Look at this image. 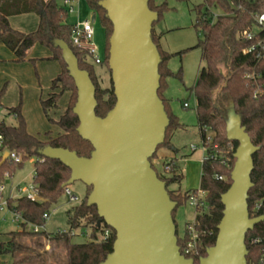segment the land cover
Here are the masks:
<instances>
[{"label": "trees", "instance_id": "trees-1", "mask_svg": "<svg viewBox=\"0 0 264 264\" xmlns=\"http://www.w3.org/2000/svg\"><path fill=\"white\" fill-rule=\"evenodd\" d=\"M85 1L105 31L106 48L101 66L109 70L112 23L107 18L106 11L99 5L103 0ZM177 1L187 2L189 0ZM238 4L239 0H203L201 5L193 8V12L196 14L194 28L202 35L196 48H200L202 51L204 66L201 68L191 92L196 98L198 128L205 151L199 190L206 193L205 201L208 207L204 213L196 209L194 228L200 236L197 247L198 254L189 256L195 264H199V260L206 257L207 250L216 243L218 225L224 211L221 197L232 185L231 173L236 162L234 154L238 143L229 141L226 134V118L231 104H234L235 111L240 116L242 125L246 128L252 143L259 148L253 157L254 170L251 178L254 187L249 192L248 205L251 218L264 216V73H262V66L257 64L252 55L243 54V49L249 46V42L240 37L244 30L252 27L251 13L256 10L261 11L262 8L246 4L241 10H238ZM149 8L159 15L158 22L153 25L152 39L161 56L159 66L161 80L158 95L163 101L170 120L165 143L158 148L151 160L152 167L155 169L153 160L157 159L158 152L161 149H172V138L175 132L184 129V125L173 114L171 105L164 95L168 88V78L174 76L182 81V71L180 70L177 75L173 74L169 68V62L173 57L181 55L183 52L179 54L165 52L160 44V36L155 31L156 25L163 20L164 14L171 10L168 2L165 1L157 5L155 0H149ZM33 13L40 17L39 27L35 32L25 34L10 26V17ZM67 21V10L58 6L56 0H0V41L14 53L15 62L26 61L30 51L38 44L50 49L53 53L51 60L58 62L62 68L61 75L52 85V90L60 89V93H52L47 100L42 101L45 114L48 116L50 110L57 108V104L65 92L71 93L68 108L60 120L55 122L49 119L51 124L56 125L62 131L57 137H51L50 133H47V140H42L31 135L27 130L25 119L21 115L20 107L8 110L10 114L17 115L16 126H8L0 120V135L4 137L7 150L23 157V162L16 165L8 160L2 162L3 157L0 156V186L4 183L7 174L12 177L17 169L22 168L25 161L36 158L33 184L38 190L40 199L32 202L22 197L11 198L7 201L9 209L16 211L22 218L19 222L21 231L10 233V240L7 243H0V256L11 254L14 264L28 262L58 264L48 262L45 256L35 248L22 244L20 239L26 236L32 240L46 237L60 242L65 251L63 264H101L113 252L116 239L115 232L111 228L106 225L98 227L100 218L97 208L87 205L88 196L92 191V188L88 187L86 197L81 204L68 212L70 227L68 233L59 232L52 236L46 232L29 230L44 226V216L49 215L51 206L56 204L64 194V189L71 176L69 168L60 161L44 158L40 151L50 146L76 152L79 157L83 158H89L93 152L90 142L83 140L77 132L79 121L73 113L77 102V89L62 59V51L54 46V41L62 40L67 43L78 59L79 68L89 73L96 89V115L98 117H106L115 107L117 101L112 80L111 88L104 89L95 71V65L88 61L86 52L73 46L72 26ZM255 73L262 75L256 79L248 77ZM2 95L3 91L0 93V98ZM223 160H227L225 165ZM165 167L169 168L168 175L159 176L158 174V176L166 183L171 200L177 203V208L173 212L175 221L178 207L188 202L191 195L196 194L199 190L184 193L180 188L172 190L173 185L181 184L183 176L179 173L177 159L165 162ZM216 176L223 177V180H217ZM175 224L177 227L176 221ZM83 226L89 227L91 230L90 241L76 244L73 242V231ZM105 230L110 231V236L103 240ZM177 237L178 245L183 252L184 245L190 238L189 231L186 230L185 236L180 238L177 227ZM253 240L257 242L253 243ZM34 242L36 246H41L39 241ZM246 246L249 252L248 264H264V221L248 232Z\"/></svg>", "mask_w": 264, "mask_h": 264}, {"label": "water", "instance_id": "water-1", "mask_svg": "<svg viewBox=\"0 0 264 264\" xmlns=\"http://www.w3.org/2000/svg\"><path fill=\"white\" fill-rule=\"evenodd\" d=\"M99 5L113 26L108 65L116 105L106 117L96 115V89L89 73L79 68L67 43L55 40L77 89L73 109L79 121L77 132L90 142L93 152L83 158L48 146L40 154L70 169L66 187L82 182L92 188L87 205L97 208L98 227L106 225L116 237L113 252L101 264H195L181 254L173 219L177 203L151 163L165 143L170 124L158 95L161 56L152 39L159 15L151 11L149 0H103ZM226 134L229 141L238 143L232 185L221 197L224 211L216 243L199 264H248L246 236L264 221V216L251 218L248 205L254 187L253 157L259 148L234 104L228 108ZM7 158L5 153L2 162Z\"/></svg>", "mask_w": 264, "mask_h": 264}, {"label": "rangeland", "instance_id": "rangeland-1", "mask_svg": "<svg viewBox=\"0 0 264 264\" xmlns=\"http://www.w3.org/2000/svg\"><path fill=\"white\" fill-rule=\"evenodd\" d=\"M80 19L78 13H68V24H75L78 20H85L91 16V11L85 0H81ZM58 6L64 7L63 0H56ZM170 11L164 14L163 20L155 27L158 31H163L162 47L169 54L181 55L173 57L169 62V68L175 75L182 71V81L177 77L167 79L168 88L164 93L166 100L171 105L172 112L179 118L181 122L186 124V130L181 133L179 141L180 157H179V173L184 176L182 183L178 186L182 192L195 191L200 189L202 160L205 157V151L198 128V119L196 114V98L191 90L194 87L201 68L204 66L202 61V51L196 48L199 40L202 39L197 30L194 28L196 14L193 12L195 6L201 5L203 0H189L187 2H178L177 0H167ZM77 5L76 3L74 4ZM219 12V11H217ZM94 28L97 31L96 44L99 47L100 55L104 58V50L106 48L105 36L99 19L95 21ZM29 57V56H28ZM24 62H14L17 65L33 62L29 58ZM95 71L99 77L101 86L104 89L111 88V74L109 70L101 65H95ZM33 78L36 80V72H33ZM2 90V89H1ZM0 90V91H1ZM71 97L70 92H65ZM64 93V94H65ZM20 94V93H18ZM184 103H188L190 107L184 108ZM7 107H0V120L8 126H16V118L9 113ZM32 108V107H31ZM49 123V122H48ZM33 134L38 135L37 131L30 128ZM46 133H42L43 138ZM196 146V150L192 151L191 146ZM165 152L168 149H161L158 152L157 159L153 160L154 167L159 176H167L165 171ZM36 158H31L24 162L22 168L17 169L12 177L5 176L4 189L0 196V204H4L8 199H19L25 195V190L29 188L35 176ZM72 196L77 200H71L70 197L63 194L56 204L52 205L49 211V218L45 220L43 227L39 228L40 232H46L49 235L57 233H68L70 227L68 225V212L81 204L86 197L87 187L82 182H75L70 186ZM15 206V203H13ZM196 217V208L190 201L178 207L175 213V221L178 227V235L180 238L185 236L186 228L193 225ZM21 223L14 221V214L8 206H4V211H0V243H7L12 232L21 231ZM34 228H30L32 231ZM91 230L89 227H81L73 231V242L83 244L90 241ZM39 241L41 246H36L34 241ZM24 245L35 248L43 254L48 262L63 264L65 262V251L62 244L51 238H35L32 240L26 236L20 239ZM0 264H14V258L11 254L0 256ZM25 264H39L38 262H28Z\"/></svg>", "mask_w": 264, "mask_h": 264}, {"label": "crops", "instance_id": "crops-1", "mask_svg": "<svg viewBox=\"0 0 264 264\" xmlns=\"http://www.w3.org/2000/svg\"><path fill=\"white\" fill-rule=\"evenodd\" d=\"M165 1L167 0H155L157 5H160ZM76 4L77 5H75V10H76L75 12H77L78 15H80L82 1L77 0ZM80 17L81 15L78 16V19H80ZM93 17H95V15L91 11V16L85 20H89V19L92 20ZM85 20H81V21H85ZM39 23H40V17L39 15L34 13L21 15V16H14L9 18L10 26L14 30H17L25 34L35 32L39 27ZM73 25L74 24H72L71 26ZM155 31L157 35L160 36V44L162 47L163 37L165 36L164 30L158 31L157 29H155ZM104 36H105V31H104ZM96 40H97V31L95 29V43ZM52 56L53 53L51 52L50 49L37 44L30 51L28 57L29 61L33 62L32 66L29 63L17 65L14 63L16 59L14 53L11 52L0 41V90L2 89L0 93L3 91V95L0 98V107L5 106L7 107L5 108L7 110L11 108L20 107L21 115L25 119L28 132L31 135L39 137L42 140H47V136H46L47 133H50L51 137H57L59 134L62 133L59 127L49 122V119L55 122L59 121L61 116L67 110L70 101L69 95L65 93L61 96L57 104V108L50 110L48 116L43 111L42 101L47 100L50 94L52 93H60V89L53 91L52 85L53 82L61 75L62 68L58 62L51 60ZM34 71L36 72V76H37L36 80L33 78ZM181 123L184 125V129L175 132L172 138V144H173L172 147H174L176 150L174 151L172 149L170 150L168 149L170 152H165L164 154V157L166 159L165 162L170 161L172 159H177L178 166H179V157H180V149L178 147L181 138L180 136L182 134L181 132L183 130H186L187 128L186 124H184L183 122ZM30 128H32L34 131H37L38 135L33 134L32 131H30ZM41 132L46 133L43 138L40 137ZM179 170H180V166H179ZM178 186L179 185H173L171 189L177 190Z\"/></svg>", "mask_w": 264, "mask_h": 264}, {"label": "built area", "instance_id": "built-area-1", "mask_svg": "<svg viewBox=\"0 0 264 264\" xmlns=\"http://www.w3.org/2000/svg\"><path fill=\"white\" fill-rule=\"evenodd\" d=\"M64 7L67 10L68 13H75V7L74 4L77 2V0H64ZM251 4L255 7H261V11H253L251 13V19H252V27L247 28L244 30L240 37L249 42V46L243 49L244 55H252L257 64L261 65L262 73H264V0H239V4L237 6L238 10H241L244 5ZM94 23L91 19L85 20V21H78L76 24L72 26V44L73 46L82 51L86 52L87 59L89 62L93 63L94 65L98 64L101 65L103 62V57L100 55V50L97 44L95 43V28ZM260 74H250L248 77L251 78H260ZM185 108H188L189 105L187 103L184 104ZM15 118L17 117L16 114H12ZM210 139V138H208ZM192 151L196 150L195 146L191 147ZM5 153H8L7 160L10 163L13 164H21L23 162V157L18 155L15 152H10L7 150L5 146L4 137L0 135V156H4ZM227 163V160H223V164L225 165ZM169 168L165 167V171L168 172ZM8 176V175H7ZM216 179L221 181L223 180V177L216 176ZM4 189V186H0V191L2 192ZM64 194L68 197H70L71 200H77L75 197L72 196V192L70 190V187H65ZM22 197H25L27 200L35 202L39 201L38 196V190L36 186L32 183V185L25 190V195ZM21 197V198H22ZM206 193L203 191H198L196 194H192L190 197L191 204L198 210L202 211L203 213L208 210L206 201ZM4 206H8V203L5 202L4 204H0V211H4ZM14 214V221L19 223L22 218L21 215H19L16 211H12ZM45 220L49 218V215L44 216ZM186 230L189 231L190 238L186 242L183 248V252L181 251V254L186 257L187 259L189 256L197 255L198 254V244H199V233L195 231L194 224L189 225ZM39 227H34V232H38ZM110 236V231L105 230L104 235L102 237L103 240H106ZM256 240H253V243H256Z\"/></svg>", "mask_w": 264, "mask_h": 264}]
</instances>
